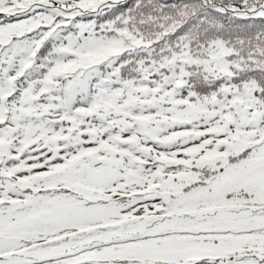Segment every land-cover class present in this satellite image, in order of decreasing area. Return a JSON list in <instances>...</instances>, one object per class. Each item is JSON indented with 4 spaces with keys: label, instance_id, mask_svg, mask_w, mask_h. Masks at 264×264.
<instances>
[{
    "label": "snow or ice",
    "instance_id": "snow-or-ice-1",
    "mask_svg": "<svg viewBox=\"0 0 264 264\" xmlns=\"http://www.w3.org/2000/svg\"><path fill=\"white\" fill-rule=\"evenodd\" d=\"M0 264H264V0H0Z\"/></svg>",
    "mask_w": 264,
    "mask_h": 264
}]
</instances>
